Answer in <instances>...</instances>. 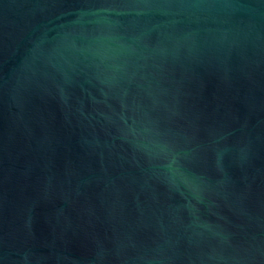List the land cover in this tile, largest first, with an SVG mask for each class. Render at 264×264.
I'll return each instance as SVG.
<instances>
[{"label": "water", "instance_id": "obj_1", "mask_svg": "<svg viewBox=\"0 0 264 264\" xmlns=\"http://www.w3.org/2000/svg\"><path fill=\"white\" fill-rule=\"evenodd\" d=\"M0 264H264V0H0Z\"/></svg>", "mask_w": 264, "mask_h": 264}]
</instances>
